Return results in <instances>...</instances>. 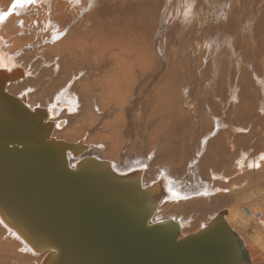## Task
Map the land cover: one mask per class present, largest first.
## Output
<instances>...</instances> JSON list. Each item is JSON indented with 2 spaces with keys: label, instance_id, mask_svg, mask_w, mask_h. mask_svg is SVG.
I'll list each match as a JSON object with an SVG mask.
<instances>
[{
  "label": "rangeland",
  "instance_id": "1",
  "mask_svg": "<svg viewBox=\"0 0 264 264\" xmlns=\"http://www.w3.org/2000/svg\"><path fill=\"white\" fill-rule=\"evenodd\" d=\"M0 1L5 4L0 6V16L3 17L12 0ZM256 3V0H85L84 15H89V21L85 23L88 33L93 32L91 29L94 26H99L102 40L116 42L112 48H149L155 64L147 77V85H144L145 79L141 78L144 82L136 86L142 87L143 96L138 95L137 89L133 96L135 99L131 98L132 92L125 89L130 93H124L121 117L125 123H119L118 127L115 121L120 114L115 105L109 104V96L103 97L98 93V88L93 89L92 86L81 88L83 79H78L77 69L72 73L67 71V74L59 66L54 71L52 52L55 48H60L58 43L64 38L43 41L50 32L44 31L46 33L43 36L44 33L39 30L41 27L33 25V19L38 20L41 16L38 10L9 14L1 22L0 37L5 45L3 49L29 72L17 87L27 92L31 107L49 109L48 107L56 104L64 108L66 103L70 104V112L63 116L67 125L57 131L59 139L77 142L83 139L77 134L78 131H83L90 146L86 154L110 160L122 171L142 165L143 181L153 182L162 174L175 189L193 192L187 199L173 204L165 205L164 201L156 216L159 220L175 218L188 221V227L184 230V234H187L199 230L220 211L237 209L242 205L258 208L264 218V100L259 99L260 96L264 99V76L256 72V66L260 64L258 49L262 46L264 48V33L256 27L260 21L259 9L264 4ZM126 4H132L134 8H130L131 11L122 10ZM98 9L100 15L96 17ZM9 23L13 25V31L3 32V28ZM80 30H75V33ZM244 48H249L250 57H246V51L244 57ZM257 58L259 61H256ZM172 68L173 74L170 76ZM99 72H95L94 76L102 73ZM86 75L93 77L89 71ZM169 76L168 80L175 82L171 84L176 87V81L179 84V97L175 105L184 110L185 118L177 109L174 113L165 112L166 110L161 109L164 101L162 105L155 101L158 86ZM212 103H216L217 107ZM246 104L249 105L248 108ZM243 105L250 115H246V120L242 116ZM216 108H219L218 113ZM206 118L208 123L202 122ZM184 120L188 124L187 129L180 126ZM213 124L218 129L217 137L208 136ZM172 125H176L175 128ZM239 137L247 140L240 142ZM206 139L207 144L204 143ZM182 140L187 141L190 149L186 151V165L177 161L174 156L168 157V146H178ZM213 140H217L226 165L216 175L205 176L204 186L198 189L195 187V173L198 169L196 164L199 163L200 156L208 152L207 145ZM228 140L233 141L235 150L228 148ZM243 156L248 159L244 163V170L238 165ZM249 159L259 161V167L255 171L248 168ZM244 176L248 178L246 185L241 181ZM256 179L260 181L259 184L250 185ZM248 184L250 188L246 195L249 198H242V194L238 193L245 190V187L247 189ZM215 189L220 192L216 193ZM206 190L208 193L205 194ZM223 196H231L228 205L217 203ZM195 201H208L205 204L210 206H204L203 211L199 212L192 206ZM183 208L185 212H182ZM235 218L231 221L234 230L252 250L262 249L264 252V233H261L264 229L260 225L256 226L259 220H250L249 225V220ZM0 231V249L4 250L0 251V263L14 264L10 263L9 252L1 246L2 239H8L3 235L2 229ZM259 233L261 234L257 236ZM16 245L20 247L19 243ZM19 253L26 255L22 264L39 262L35 256Z\"/></svg>",
  "mask_w": 264,
  "mask_h": 264
},
{
  "label": "water",
  "instance_id": "2",
  "mask_svg": "<svg viewBox=\"0 0 264 264\" xmlns=\"http://www.w3.org/2000/svg\"><path fill=\"white\" fill-rule=\"evenodd\" d=\"M9 101L0 107V205L8 206L1 195L13 189L8 211L17 206L27 230L12 223L26 241L44 240L39 246L55 253L50 264H252L223 213L179 240L186 222L151 223L158 183L143 188L141 176H119L93 157L71 168L68 154L87 148L51 139L46 111Z\"/></svg>",
  "mask_w": 264,
  "mask_h": 264
},
{
  "label": "bare ground",
  "instance_id": "3",
  "mask_svg": "<svg viewBox=\"0 0 264 264\" xmlns=\"http://www.w3.org/2000/svg\"><path fill=\"white\" fill-rule=\"evenodd\" d=\"M7 1L10 2V0H7ZM256 1H257L256 4H261V3L264 4V0H256ZM10 3H11L10 6L8 3L9 7L7 6V11H6V13L4 12L5 14H3V17L0 16V25L2 26V24H1L2 20L4 18H6L9 14H12L13 12H21V11L25 12L26 11V13H27V11L28 10L30 11V9H35L36 11L38 10L41 13L40 14L41 16H39V17L36 16V17H38V20L33 19V25L34 26L38 25L39 27H41V29H39V30L42 34L44 33V31L50 32V34L47 35L45 37V39H43V41L44 42L49 41L50 39L51 40L53 39V41H57L60 38L61 39L64 38L61 41V43H58L60 48L59 47L55 48L54 51L52 52L51 57H53V60H54V62H53L54 71L59 66L63 67V69L66 70V72L69 71L71 73L74 69H77V74H79L77 76L78 79H80V80L83 79V81H81V88L85 89V88L92 86L93 89L98 88V93L101 94L103 97L109 96L110 97V103L109 104L115 105L119 114H120V116L117 117V119L115 121V125L118 127L119 123L120 124H121V122L125 123L124 118L121 117L122 113H123L124 93H126L127 95H130V93L132 92L131 98H134L133 96L138 89V95L143 96L142 87L138 88L136 86L139 84L141 85L142 82H144L141 78L145 79L144 85H147V83H146L147 77L150 73L151 68L153 67V65H155V64H153L154 61L152 58V53H150V49L149 48H131L130 46H129L130 48H112L115 46L114 44H116V42L113 40H110V39L102 40L101 39L102 35L100 36L101 28L99 26H94L91 29V31H93V32L88 33L87 32L88 29L86 28L85 23L87 21H89V19H88L89 15H87V14L84 15L85 0H12ZM1 5H5V4H2L0 1V6ZM33 7H35V8H33ZM130 8L133 9L134 6L132 4L131 5L126 4L122 10L127 11L129 9L131 11ZM145 9H147V8H145ZM259 10H260V15H259L260 21L257 24L258 27H256V29L258 28V29L262 30L264 33V5ZM95 13H96L95 14L96 17H99L100 10L98 9ZM19 16H20V14H19ZM28 26L29 25L27 23V29H28ZM12 27H13V25H11V23H9L8 26L3 28V32L8 33V31L12 30L11 29ZM79 28L81 30L79 32L75 33V30H78ZM82 28H83V30H82ZM45 33L43 34V36H45ZM10 34H11V32H10ZM126 34H127V32H126ZM35 37H36V35H35ZM26 41H28V40H26ZM126 41H127V39H126ZM27 44H29V43L27 42ZM3 46H5V45H3V41L1 40V37H0V88L2 89V91H4L3 94L2 93L0 94V107L4 108L5 105H7V104H9L11 106V102L9 100L13 99L16 101V103H15L16 105L25 107L31 113H34L36 110L42 111V113H43V111H46L47 113H43L46 115L45 120H44V124H51L52 125L51 139H54L56 141H64V142L72 143V144H81L82 146H85L87 148L86 150L79 153L78 156H76V154L75 155L74 154L73 155L68 154L67 158H68L69 165L71 168H75L79 162L83 161L84 158L93 157L97 160L108 162L112 172L116 173L119 176L120 175L124 176L126 174L127 175H137L139 177L141 176L143 188L148 187V186H152V185L158 183L157 184L159 186L158 190L159 191L162 190L161 201H160L158 208L155 211V213L151 219V223L166 221V220H159L156 218L158 211H160L161 207L164 204L165 205L173 204L176 201H179L182 199L185 200L188 198V196L190 197V195H193V192H189V191L185 192V191H180L179 189H175L173 186H171V184H169V181L162 174H161L162 176L159 175L157 180H155L153 182H150V180H149L150 183H147V181L146 182L143 181V177H144L143 171L144 170L142 168V165L132 167L129 170L122 171V170H119V168H117L114 165V163H112L110 160L99 159V158H96L95 156H90V155L86 154L87 151L90 150V146L86 142L87 140L83 134V131H78L79 133H77V130H75L76 133L79 135V137L83 138V139H80V141L78 140L77 142H68L66 140L59 139V136H58L59 133H57V131L60 128H64V125L66 124L65 118L63 116L66 112H70V109H71L70 104L66 103L67 106H65V107L63 106L64 108L58 107V106H56V104L48 107L49 109L43 108V107H31V104L29 103V98H28L27 92L24 91L23 88H22V90H19L20 87H17L18 84L21 83V80L26 78V75H28L29 72L27 70L23 69L19 64H17L13 60L12 55L7 53L3 49L4 48ZM262 47L258 49L259 54H257V55L258 56L260 55V61L258 60V58L256 59V61L258 60L260 64L256 63L257 64L256 72L258 75L264 76V48H262ZM248 49L244 48V50H243L244 57H245V51H246V57H250ZM151 52H152V50H151ZM247 60H249V58ZM247 60H246V62H247ZM253 61H255V60H253ZM50 62H52V61H50ZM244 63H242V64L244 65ZM223 66H224V63H223ZM103 68L105 69V71H103ZM223 68H228V67H223ZM88 71H89V74H92L93 77L89 78L86 75V73ZM99 71H101L102 73ZM52 72H53V70H52ZM95 72H99L101 74L96 73V75L94 76ZM67 74H68V72H67ZM172 74H173V68L170 71V76ZM170 76L167 78V80L165 82L160 83V85L158 86L155 101L159 105H162L161 103L164 101V104L162 105L163 106L162 108H161V106L160 107L156 106V108L164 109V110H166L165 112L170 111V113H174V110L177 109V110L181 111L180 115L185 118L184 110L181 107H178V105H175L177 103L176 100L179 97V94H178V89H180L179 84L177 81H176L177 87L174 86L173 84H171V83L175 84V82L168 80L170 78ZM244 77H246V75H244ZM251 78H253V77H251ZM226 80H227V77H226ZM245 80H247V79H245ZM243 83H244V81H243ZM125 89H127V91H129L130 93H127L125 91ZM15 94H18V95H15ZM257 95H258V93H257ZM262 98L263 97L260 96L259 99L264 100ZM256 101H258V99ZM132 102H134V101H132ZM248 104H250V103H248ZM248 104H246L247 108L249 107ZM251 104H252V102H251ZM188 105L189 104H187V106ZM212 105L214 107H217L216 103H212ZM189 106H191V105H189ZM246 107L244 106L243 110H242V116L244 117L245 120L247 118L246 115L248 114L244 109ZM215 111H216V113H218L219 108H216ZM175 112H176V110H175ZM249 117H250V115H249ZM202 122L208 123V118H206L205 120H202ZM179 123H180V121H179ZM173 126L174 125H172V127ZM175 126H174V128H175ZM180 126H184L187 129L188 124L186 123V120H184L183 125L180 124ZM214 126L215 125L213 124L212 127L209 128L210 129V131L208 132L209 135L207 134L209 137H217L218 136L216 133V130H218V129L215 128ZM221 126H218V127L220 128ZM45 128L49 129V127H45ZM115 130H117V128ZM118 130L120 131L121 129L118 128ZM181 131H179V132H181ZM171 132H173V131L171 130ZM175 133H176V131H175ZM172 135L174 136V133ZM208 136H205V137L209 138ZM153 139H155V138H153ZM171 140L173 141V139H171ZM207 140L208 139L204 140L205 144H207ZM245 140H247V139H245L244 137H239L240 142L245 141ZM182 141L183 142L181 144H179L178 146L172 145V144H170V146H168L167 150H168V154H170L168 157L173 158L172 156H174V158L177 159V161L186 165L185 163H187L186 158L188 155V152H186V151H189L190 149L186 143L187 141L186 140H182ZM173 142H176V141H173ZM254 146L256 147L257 145H254ZM228 148L232 151L235 150V145H234L232 140H228ZM207 149H208V152L205 155L203 154L202 156H200L199 163L196 164L198 166L197 170L195 168L197 173L194 172L195 176H196L195 187L198 189L204 186L202 184L204 182V179L207 178V177L205 178V176H207L208 174H209V177L212 175H216L217 171H219L220 169H222L226 165V163L223 162L220 147L217 145V140H213L210 143H208ZM247 160H248L247 157L243 156V158L238 161V165L243 167V170L245 168L244 163ZM254 160L252 161L251 159H249V161H248V168L253 169V171H255L259 167V161H257V160L254 161ZM189 165L190 164L188 163V166ZM191 168H193V167H190V169ZM190 173H192L191 170H190ZM247 179H246V176H244L242 178L241 181L244 182L243 184H245V185L247 184V182H248ZM257 180L258 179L251 181L250 185L254 184L257 186V184H259V182H260ZM205 186H207V185L205 184ZM247 186H248L247 189L245 187V190L243 189L238 193L239 195L242 194L241 195V196H243L242 198H246V199L249 198V196L246 195V193H247L246 191L250 188L249 184ZM6 191H7L6 194L1 195V197L6 201L7 205L9 206L11 204V201H12L11 192L14 190L8 189ZM204 192L206 194V193H208V190H206ZM215 192L218 193L220 191L218 189H215ZM231 195H233V194H231ZM17 198H20V195H18V193H17ZM230 198H231V196H223L222 198L218 199L219 201L217 203L220 205H228L230 202ZM164 201L166 203H164ZM203 202L204 203H202V201L201 202H196V201L192 202V204H193L192 206H193V208L199 210V212H202L204 209V206H207V207L210 206L209 204H205L208 201H203ZM161 203H162V205L160 206ZM8 206L0 205V227H1L0 229H2L3 235H5V237L8 239L7 241L2 239L1 246H3V248H5L9 252L10 263L22 264L25 254L21 255L19 252H21V253L25 252L26 254H29L31 256H35L36 258H38L39 262H37V264H50L51 258H52L51 256H52V254H55V253H53L52 250L47 252V251H45V249H43L41 246H39V244H41L40 242H41L42 238H39L36 235H34V237L33 236L30 237V238H32V240L26 241L25 240V238H26L25 233H21L20 231H18V229L12 223V221L14 220V221H16L17 224H19V227L24 228V230L26 229V224L24 225L23 222L17 220L16 215H14L15 214L14 210L16 209L17 206L15 207V209L13 211L12 210L8 211L9 207H11V206H9V207ZM183 211L185 212L184 208L182 209V212ZM220 213H223L224 220L228 223L230 228L238 235L239 239L242 241L244 248L248 251V255H249V258H250V261L252 262V264H264V256H263L264 252L262 251V249H253L252 250L250 248V245L243 239V237L240 236V234L236 230H234V228L231 225V221L235 220L236 219L235 217H238L242 220H249V222H248L249 225H250V220H253L254 222H256L254 219H258L259 221L256 222V226L258 227V225H260L264 229V218H262V214L259 213L258 208H256V207L253 208L252 206H249V205H245V206L242 205L240 207L238 206L237 209L232 208L231 210H222L218 214H220ZM218 214H216L214 217H212L207 223L203 224L199 230H197L195 232L187 233V234H184V230L188 227V223H189L188 221H186V220L179 221L175 218H168L167 220H170V219L174 220L178 224L186 222V224L184 226H181V228H180L181 229V235L179 236V240H180L187 235L196 233V232L201 231L204 228H207L208 226H210V224L218 216ZM261 233H264V231H261ZM261 233H259L257 236H259ZM29 241H31V243ZM16 243H19L20 247H18L19 245L17 244L18 245L17 246ZM1 250L2 249H0V251ZM2 251H4V250H2ZM7 251H5V252L7 253Z\"/></svg>",
  "mask_w": 264,
  "mask_h": 264
}]
</instances>
